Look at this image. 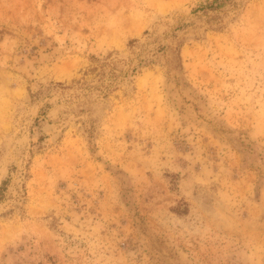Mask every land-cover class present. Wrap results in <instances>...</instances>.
<instances>
[{"label":"rangeland","instance_id":"obj_1","mask_svg":"<svg viewBox=\"0 0 264 264\" xmlns=\"http://www.w3.org/2000/svg\"><path fill=\"white\" fill-rule=\"evenodd\" d=\"M0 264H264V0H0Z\"/></svg>","mask_w":264,"mask_h":264}]
</instances>
